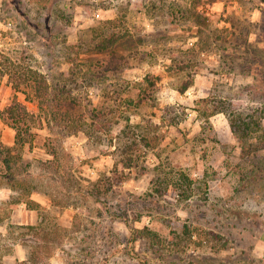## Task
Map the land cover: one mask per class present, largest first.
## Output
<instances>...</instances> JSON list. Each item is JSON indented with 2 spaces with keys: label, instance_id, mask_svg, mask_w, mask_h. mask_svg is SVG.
<instances>
[{
  "label": "rangeland",
  "instance_id": "1",
  "mask_svg": "<svg viewBox=\"0 0 264 264\" xmlns=\"http://www.w3.org/2000/svg\"><path fill=\"white\" fill-rule=\"evenodd\" d=\"M113 27L125 37L97 53ZM112 53L129 65L95 77L89 64ZM6 58L60 96L39 109L0 71V109L18 100L36 118L22 148L0 119L13 173L0 176V264L31 251L40 264H264V0H0V70ZM233 116L258 157L245 159Z\"/></svg>",
  "mask_w": 264,
  "mask_h": 264
},
{
  "label": "trees",
  "instance_id": "2",
  "mask_svg": "<svg viewBox=\"0 0 264 264\" xmlns=\"http://www.w3.org/2000/svg\"><path fill=\"white\" fill-rule=\"evenodd\" d=\"M114 22L115 21H112L110 23H114ZM124 37L125 34H122V32H119L117 28L113 27V30L110 33H108L106 36H102L100 39H97L96 41L93 42L94 49L99 54L112 52V48L118 45V43L121 42V40ZM239 46L241 47L242 45L240 44L235 45V47H239ZM6 59L3 60L2 63L4 65V68H1L0 71L2 75L9 76L15 91L21 92L24 95H26V99L29 97L28 96L29 94H32L33 100L38 101L39 109L47 110L48 109L47 106L50 105L48 103H51V105L53 103H58L57 98L60 96V94L57 97V93L55 95V91L52 92V90L54 89L51 88L45 74L34 69L32 66L22 67V65L13 63L12 61ZM129 63L130 60L127 57L115 55L114 53H112V55L109 58H106L104 60H99L98 58L95 59L92 63L89 64L88 70L94 73L95 77L99 78L102 77V74L104 76H107L108 73H112L113 75H115L116 73L114 72L118 71L119 69L126 68L129 65ZM10 68H12L14 73L11 72L12 70H10ZM144 80L147 82V85L145 88H142L141 92L138 93V97L141 95L140 93L142 92L144 94L148 92L149 93L154 92L155 81L153 80V78L149 75L148 76L146 75ZM21 83H25L29 91L27 90L22 91L20 87ZM191 85H192V78H189V80L183 86H181L178 89V91L180 93H183ZM147 99L150 98H144V96H140L139 100H137L135 104L141 106L144 103H146ZM200 101L208 102L209 100L202 99ZM129 103H134V102L133 100H130ZM60 105L61 104H59V106ZM68 107H69L68 109L70 108L75 109L77 107V104H73L71 107L70 106ZM213 107H214L213 111L206 112L205 115L207 118L210 117L214 112L216 111L219 112L221 110L220 108H216L217 106H213ZM65 111H66L64 112L65 114L69 113L67 110ZM90 113L91 116H94L97 119L96 121H92V123H94V126L106 123L107 114H105V111L103 110L97 111L96 108H93L90 110ZM0 119L7 122L8 125L15 130V144L18 145L19 148H22L27 144L31 145V142L34 137V134L32 132V127L33 124L36 122V118L34 114H32L27 109V106L24 103H21L18 100H14L9 107L5 108L4 110L0 109ZM239 119H241V117L233 116L230 118V122L233 133L241 143L243 155L246 156L245 159H249L250 155L252 154L254 155L253 157H258L256 156V153L261 148V146L259 144L258 145L253 144V142L249 138L250 135V130L248 129L249 124L246 122H240L238 121ZM70 124L72 127L75 128L73 133H76V129L80 124L75 123V121H70ZM70 124H67L66 127H69ZM144 139L145 138L143 136L142 140L144 141ZM260 143L264 144V130L262 132V135L260 136ZM10 155H11V149L2 145L0 142V158H1L0 162L5 168V169H0L1 177H8L9 175H13L11 167L8 163ZM133 161L134 158L132 156L127 157L126 159H122L121 162L122 167L127 169L133 167L134 165ZM261 164L264 168V159H262ZM161 167L162 166L160 165L155 170L161 171L163 169ZM191 181L192 180H190V178L184 172H180L178 176L174 178L173 183H177L178 187L182 189V193L186 196L187 192L192 189ZM153 183L156 185V187H160L158 189L156 188V191L162 192L164 191V188L163 190H161V188L163 187L164 184L168 186L169 180L167 178H161L158 176L156 179H153ZM199 245H202V243ZM224 248L225 247H222L220 249H224ZM17 264H40V260L38 259L37 254H35L34 251H31L30 256L26 260L19 261L17 262Z\"/></svg>",
  "mask_w": 264,
  "mask_h": 264
},
{
  "label": "crops",
  "instance_id": "3",
  "mask_svg": "<svg viewBox=\"0 0 264 264\" xmlns=\"http://www.w3.org/2000/svg\"><path fill=\"white\" fill-rule=\"evenodd\" d=\"M8 258L7 256H3L2 259Z\"/></svg>",
  "mask_w": 264,
  "mask_h": 264
}]
</instances>
